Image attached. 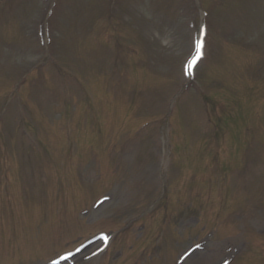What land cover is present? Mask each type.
Masks as SVG:
<instances>
[{
  "label": "rangeland",
  "instance_id": "rangeland-1",
  "mask_svg": "<svg viewBox=\"0 0 264 264\" xmlns=\"http://www.w3.org/2000/svg\"><path fill=\"white\" fill-rule=\"evenodd\" d=\"M1 108L0 264H264V0H5Z\"/></svg>",
  "mask_w": 264,
  "mask_h": 264
},
{
  "label": "snow or ice",
  "instance_id": "snow-or-ice-1",
  "mask_svg": "<svg viewBox=\"0 0 264 264\" xmlns=\"http://www.w3.org/2000/svg\"><path fill=\"white\" fill-rule=\"evenodd\" d=\"M195 48H196V57L193 60L189 61L188 64L186 65V71L188 72V74H191V70L193 68V65H194L196 59L202 57V55H203V39L202 38L197 39L195 41ZM105 199H107V197H105ZM201 247H202V245H200V244L196 245V248H201ZM77 251H80V249H77ZM93 254L95 255L96 253H93ZM70 255H74V254H70ZM67 258L68 257H64V259H67ZM85 258L90 259V257H85ZM224 264H229V262L227 260H225Z\"/></svg>",
  "mask_w": 264,
  "mask_h": 264
}]
</instances>
